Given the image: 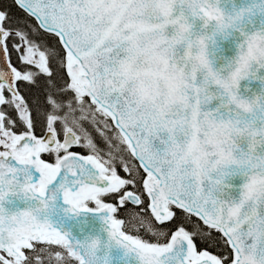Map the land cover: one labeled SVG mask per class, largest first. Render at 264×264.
<instances>
[{
	"label": "snow or ice",
	"instance_id": "snow-or-ice-1",
	"mask_svg": "<svg viewBox=\"0 0 264 264\" xmlns=\"http://www.w3.org/2000/svg\"><path fill=\"white\" fill-rule=\"evenodd\" d=\"M0 264H264V0H0Z\"/></svg>",
	"mask_w": 264,
	"mask_h": 264
}]
</instances>
